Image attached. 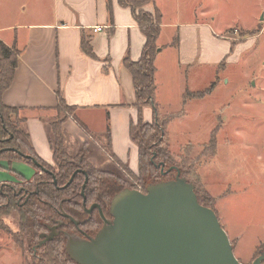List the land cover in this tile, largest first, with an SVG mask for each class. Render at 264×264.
I'll return each mask as SVG.
<instances>
[{
    "label": "crops",
    "instance_id": "crops-1",
    "mask_svg": "<svg viewBox=\"0 0 264 264\" xmlns=\"http://www.w3.org/2000/svg\"><path fill=\"white\" fill-rule=\"evenodd\" d=\"M131 1H145L142 9L160 16L154 57L156 112L144 106L141 116L143 122L151 123L157 117L174 115L169 133L174 120L183 122L189 106L205 105L213 95L221 62L236 61L241 46L264 29V0H224L227 9L231 2L244 5L246 20L231 22L254 32L235 46L225 36L218 16L223 14L220 0ZM97 27L101 29L94 30ZM82 37L89 40L94 58L81 49ZM0 40L19 51L13 80L3 92L2 102L18 109L21 127L39 158L53 164L49 125L61 97L74 108L62 124L64 144L77 146L71 157L86 148L84 157L89 161L86 155L92 151L87 146L92 144L94 152L100 153L98 158L107 162L103 170L122 166L137 173L138 146L131 139L130 125L137 123L138 113L132 76L123 60H139L145 36L129 7L121 6L118 0H0ZM204 73L208 83L202 86L199 82ZM212 82L214 87L203 97H185L187 92L205 90ZM174 105L178 109L167 111ZM164 107L166 112L159 116ZM198 108L195 120L204 125V108ZM207 126L210 139L217 125H212L213 130L210 123ZM179 135L169 133L171 152ZM0 166V183H15L8 174V163L0 160ZM10 168L26 179L33 174V169L20 161H13ZM226 195H213L217 214L222 216ZM227 232L239 242L238 234Z\"/></svg>",
    "mask_w": 264,
    "mask_h": 264
},
{
    "label": "rangeland",
    "instance_id": "rangeland-1",
    "mask_svg": "<svg viewBox=\"0 0 264 264\" xmlns=\"http://www.w3.org/2000/svg\"><path fill=\"white\" fill-rule=\"evenodd\" d=\"M238 4L240 3L231 2L227 9L224 0L219 1L220 12L223 14L218 16L225 28V36L235 43L254 33L241 30L240 25L231 22L246 20L248 16L244 5L238 7ZM239 52L236 61L226 63L224 59L221 62L216 82L218 85L207 103L197 107L189 106L183 122L176 119L171 123L170 135H180L179 142L173 145L172 152L170 148V152L173 162L183 167V177L194 185L195 193L202 201L212 206L210 208L215 211L227 236V231L238 234L239 242L237 238L228 236L236 258L243 264H251L258 256V246L264 242V29L257 37L246 41ZM207 79L204 73L199 83L205 86ZM198 107L204 108V125L195 120L194 116L198 109L200 110ZM176 109L178 108L174 105L167 111ZM164 112L165 107L160 109V113L158 111V115ZM71 115L73 110L68 108L56 111L49 125L52 141V122ZM209 123L212 130L217 125L211 135L214 136V142L211 141V136L210 139L207 137ZM60 137L63 141V133ZM63 148L71 156L77 146L70 142L69 146L64 144ZM87 148L92 152L86 155L90 156V162L85 160L96 169L107 168V162H103L101 157L98 158L100 153L94 152V146L90 144ZM84 149L87 152V149ZM78 156L79 154L75 157ZM117 169L125 181L135 182L124 167L118 166ZM15 187L17 193L23 188L19 185ZM136 187L143 191L139 185ZM225 194L227 197L226 201L222 202V216L217 214L218 208L213 195ZM1 221L4 227L0 229V264H40L42 260H34L32 249L43 256L44 251L47 252L46 249L37 246L43 239H34V244L29 246L24 235L25 230L22 229L15 210L1 216ZM52 254L51 259L57 255L54 251Z\"/></svg>",
    "mask_w": 264,
    "mask_h": 264
},
{
    "label": "trees",
    "instance_id": "trees-1",
    "mask_svg": "<svg viewBox=\"0 0 264 264\" xmlns=\"http://www.w3.org/2000/svg\"><path fill=\"white\" fill-rule=\"evenodd\" d=\"M118 2L121 6L131 9L135 21L145 36L139 60L132 61L128 57L123 60V65L132 76L135 92L134 105L138 113L137 123L130 125L131 139L138 146V171L132 173L127 170L135 179L134 183L125 181L117 168L96 169L85 160L84 148L80 150L78 157L69 156L63 148L62 137H60L65 117L51 124L54 136V140H51L53 164H48L37 156L30 144L28 133L21 127L22 118L18 114V109L2 102L3 92L13 80L19 51L8 47L0 40V160L8 163V173L16 180L15 183H0V229L4 227L1 216L17 211L22 229L25 230L24 235L31 246L34 244L32 243L34 239L40 240L41 233H48V227L60 223L59 234L40 246L47 251H44L43 256L33 252L35 249L31 248L34 260H42L40 264H77L65 251L64 233L76 234L80 237L86 233L93 237L102 226L98 210L95 208L91 214H88L84 211L85 207L97 203L104 215L111 218L110 201L123 188H137L136 186L139 185L145 191L150 183L174 179L175 169H179L181 176L185 175L183 167L173 162L170 152L168 125L174 115L157 117L151 123L143 122L141 116L144 106H151L156 112L154 57L158 50L156 39L160 32V16L158 13L151 14L143 10L142 5L145 1L118 0ZM176 42L177 38L174 44ZM232 45H235V42ZM81 49L88 56L95 57L89 40L84 37L81 39ZM214 85L215 83L212 82L205 90L187 92L185 97L201 98L209 93ZM61 108L74 110L60 97L56 110L61 111ZM211 141L214 142V136H211ZM33 159L40 166L36 165ZM13 161H20L31 167L33 169L31 177L26 179L13 171L10 168ZM171 166L174 168L168 170ZM77 168L84 169L88 176L83 195L81 194L85 179L83 173H76L73 180L65 186ZM15 185L23 187L19 193ZM196 196L200 204L212 207L208 202L202 201L197 193ZM63 213L78 220L79 223L74 224ZM53 251L57 255L51 259ZM257 251L258 255L264 252V242L258 246Z\"/></svg>",
    "mask_w": 264,
    "mask_h": 264
},
{
    "label": "water",
    "instance_id": "water-1",
    "mask_svg": "<svg viewBox=\"0 0 264 264\" xmlns=\"http://www.w3.org/2000/svg\"><path fill=\"white\" fill-rule=\"evenodd\" d=\"M176 170L174 179L150 183L145 191L126 187L117 192L109 204L111 218L97 203L85 207L88 214L98 210L102 226L93 237L65 232L67 255L77 264H243L215 211L199 203L194 185ZM78 172L85 175L83 195L88 180L84 169L77 168L65 186ZM58 226L41 233L44 239L37 246L52 240ZM263 260L264 252H260L251 264Z\"/></svg>",
    "mask_w": 264,
    "mask_h": 264
},
{
    "label": "flooded vegetation",
    "instance_id": "flooded-vegetation-1",
    "mask_svg": "<svg viewBox=\"0 0 264 264\" xmlns=\"http://www.w3.org/2000/svg\"><path fill=\"white\" fill-rule=\"evenodd\" d=\"M24 193H25V191H24ZM108 218H109V217H108ZM58 224H59V226L56 228V230H57V232H58L57 234H59V232H60V231L58 230V228L60 227L61 224H60V223H57V224H54V225H53V226H55V225H58ZM50 227H52V226H50ZM50 227H48V230H49L48 233L50 232ZM57 234H56V235H57ZM56 235H55V236H56ZM55 236H54V237H55ZM40 237H41V236H40ZM83 237H90V236L87 235L86 233H84V234H83ZM41 238H42V237H41ZM42 239H44V238H42Z\"/></svg>",
    "mask_w": 264,
    "mask_h": 264
},
{
    "label": "built area",
    "instance_id": "built-area-1",
    "mask_svg": "<svg viewBox=\"0 0 264 264\" xmlns=\"http://www.w3.org/2000/svg\"><path fill=\"white\" fill-rule=\"evenodd\" d=\"M101 28L100 27H97V28H95L94 30H100Z\"/></svg>",
    "mask_w": 264,
    "mask_h": 264
}]
</instances>
